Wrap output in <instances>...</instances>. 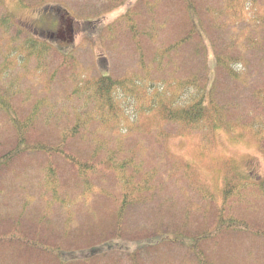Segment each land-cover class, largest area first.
Wrapping results in <instances>:
<instances>
[{
	"label": "rangeland",
	"instance_id": "1",
	"mask_svg": "<svg viewBox=\"0 0 264 264\" xmlns=\"http://www.w3.org/2000/svg\"><path fill=\"white\" fill-rule=\"evenodd\" d=\"M22 1L0 0L10 28L21 27L30 38H40L26 25L39 16L52 23L59 12L61 29L57 39L44 41L49 47L41 55H30L22 39L0 31V90L11 106L10 115L0 112V137L14 133L7 118L31 125L24 130L31 140L42 137L51 144L65 134L76 135L68 146L73 153L82 160L95 153L102 166L74 183L67 164L54 159L68 174L67 181L62 173V181L51 187L45 172L48 158L23 155L18 169L0 185V214L11 215L16 226L28 221L44 228L46 223L28 218L42 215L59 231L76 236L71 238L84 237L86 231L90 237L99 230L107 232L118 217L121 189L104 166L110 169L129 159L141 175L152 176L143 194L150 202L125 209L117 225L120 239L97 244L95 251L85 250L83 244L61 246L62 260L129 264L111 263L108 257L144 248L137 264H197L183 246L161 245L148 254L145 247L158 239L152 244L139 241L143 234L136 232L159 225L188 234L186 244L195 245L207 264H264V237H258L264 232V196L258 190L264 185V113L258 112L256 93L258 81H264V59L246 41L249 36L259 39L254 27L264 21V0H231L227 9L228 0H194L198 5L189 12L193 39L169 52H164L166 46H173L188 30L179 0ZM198 44L203 57L195 49ZM220 53L239 59L233 66L236 80L215 71ZM194 74L209 87L217 81L213 95L226 117L213 131L205 124L185 128L162 120L166 104L177 108L173 103L179 105L188 97L182 82ZM102 76L130 81L117 91L112 109L105 100L92 97L91 85ZM257 122H262L259 130ZM79 124L82 128H75ZM110 156L115 161H109ZM228 177L236 191L245 187L226 200L222 190ZM129 194L134 199L133 191ZM223 207L224 215L219 211ZM222 216L242 220L257 234L222 228ZM172 237L168 236L170 242L178 240ZM197 238L201 239L192 240ZM102 255L106 257L99 258ZM2 257L0 263L6 264Z\"/></svg>",
	"mask_w": 264,
	"mask_h": 264
},
{
	"label": "trees",
	"instance_id": "2",
	"mask_svg": "<svg viewBox=\"0 0 264 264\" xmlns=\"http://www.w3.org/2000/svg\"><path fill=\"white\" fill-rule=\"evenodd\" d=\"M23 1L22 3H24ZM229 1L231 0L226 2V9L228 8ZM254 1L255 0H253V2ZM179 2L187 14L188 30L184 38L178 39L177 43L171 47H168L169 45L166 46L164 52H169L176 47L179 48L182 44H185L190 39H193L189 38L194 33V29L192 27L193 21L190 22L189 12L191 8H196L198 4L194 0H179ZM205 9L207 11V6ZM11 24L12 23L9 21L8 16L0 12V31H4L7 34L8 32L9 34L11 33L12 38L22 39L23 42H25V44L28 46L30 55L37 54V52L41 55V53L47 51L49 45L44 41H49L51 38L43 39L40 37L32 39L26 32H24V30L22 31L21 27L14 26L10 28ZM59 24L61 25V22H59ZM257 28L259 39L257 40L254 36H249L246 41L249 45L248 47H250V49L253 51L260 52L262 58L264 59V21L258 20L254 29L256 30ZM195 49L198 50L197 53L200 57L204 56V50L201 44H198ZM216 58L217 63L215 66V71H217L219 75L226 74L228 77L231 76V79L236 80L238 76L236 75L233 66L240 64L239 59L237 60L231 56L225 57V55H222L221 53L217 54ZM194 75L195 76L187 78L186 81L182 82V89L185 95L188 97L183 98V101H181L179 105L177 101L174 102L173 104H177V108H175L174 105L166 104L162 114V120L170 124L178 123L185 128L188 126L190 128H196L197 126L202 127V125L205 124L203 127H206V129L209 127V130L213 131L214 129L222 126L226 117L224 107H221V105L215 101V95H213V90H215L217 86V81L212 82L211 86L209 87L208 85L206 86L205 82H203L205 80L204 78L202 80L200 75H198V77L196 74ZM262 77L264 78V69L262 70ZM129 83L130 81H123L121 83L114 81L107 76H102V78L96 80L94 84L91 85L90 90L92 91V97L95 100H105L103 102L107 103L108 107L112 109V99L117 98V91L123 86L124 88H127ZM131 85H133L132 82ZM151 86L153 87V85ZM258 88L260 90L256 92L258 95V112L264 113V81H258ZM258 88H256V90ZM98 96L100 98H97ZM10 108L11 106L9 99L6 96V92H2L0 90V112L3 113L4 116H8L11 114ZM7 124L14 130V133L0 137V185L2 184L3 180L7 179L11 173L18 169L20 166L18 162H21L20 158L23 155L28 154H38L48 158V162L45 166V172L48 179L47 183L50 184L51 187L55 186L57 181H62V178L66 180L65 176L68 174L65 171L67 169L65 168L64 170V168L60 166V163L54 159H61L62 162L67 164V168L75 174L71 175L73 176L74 183H80V181L86 179L88 175L96 174L100 170L98 167L102 166L98 159V155L95 153L91 154L89 158H84L83 160L80 159L77 154L73 153V151L68 146L71 144L70 140L76 135L72 136L70 134H65L60 138V140H58V143L50 144L42 137H36L35 140L28 138L30 135L25 134L24 130H26L28 126L31 127L29 124H17L15 120H12V118H7ZM257 124L258 126L256 124H254V126H257L258 130L261 129L262 122H257ZM75 128H82V124H79L78 126L76 125ZM261 147H264V142H261ZM60 148L64 149L60 150ZM109 161L112 162L115 161V159L110 156ZM104 167L110 172L106 173V175L114 176L115 183L118 182L121 189L120 201L118 202V210L116 213L118 217H116L114 220V227L111 228V230H113L116 227L114 233H110L111 230L107 232L105 230L104 233L106 234H104L101 230H99L98 234H95V238H93L94 236H86L90 235L89 232L86 231L88 234H86L84 237H82V235H78L77 238H71L70 235L73 234L66 233L65 231H59V228L44 220L42 215L40 216L41 218H28L30 220L38 219L42 224L46 223L43 225L45 229L40 226L35 227L31 223H27L28 221H26L22 226H16L13 224L12 219L8 218L11 215L0 214L3 215L0 217V257L3 256L2 258L3 260H6V264H8L9 261L12 264H16L17 261L25 264H87L89 260L72 261L70 263L65 262L62 260V257H60V254L62 255V253L59 251L60 247L83 244L86 245L83 246L85 250L89 249L88 251H95L94 246L97 244L108 243L117 238L120 239L122 237L121 228L117 227V225L119 222H122V219L120 218L125 212V209L133 203L146 204L150 202V199L147 201L145 195L143 194L148 192V182L150 179H152V176H149L148 174L141 175L138 168L134 167L129 159H124L120 163L116 162V164L111 166L110 169H108L106 166ZM104 170L105 169L103 168V171ZM224 185L225 188H223L224 190H222V192L226 200L231 199L232 195L238 193L239 190L245 187L242 186L236 191V186L232 183V180L229 177L227 178ZM78 186L81 189V186ZM83 188L85 191H88L86 182L85 187L83 186ZM253 190H255V188ZM258 190L261 191L264 196V185H262V183L259 184ZM130 191H133L135 195L134 199H130ZM204 198L207 197L204 196ZM225 210V207H223L222 211H219L224 215ZM221 226L222 228L228 226V229H237L246 233L251 232L253 235L257 234L255 231H252L248 224H245L242 220H226L222 216ZM141 233L143 234V238L139 241L146 240L149 241V244H152L154 240L158 239V242L151 246L145 247L148 251V254L150 253V250L153 251L155 248L161 245L162 247L167 245L183 246L191 250L197 264H207L206 258L203 257L201 253H199V249H197L195 245L186 244L185 238L188 237V234H177L176 230H166L163 226L159 225L153 230H146V228L141 229L140 231L136 232V235H140ZM171 234L173 235L172 238L177 237L178 240L170 242L168 240V236L170 237ZM204 235L205 236L203 237L208 236L207 234ZM258 237H264V232H258ZM199 239L201 238L192 240L196 242L199 241ZM143 249H137L136 251L129 253H120L117 256L111 255L108 257V261L111 263L125 261L129 264H137L141 259L140 257L142 255ZM104 257H106V255L99 256V258Z\"/></svg>",
	"mask_w": 264,
	"mask_h": 264
},
{
	"label": "flooded vegetation",
	"instance_id": "3",
	"mask_svg": "<svg viewBox=\"0 0 264 264\" xmlns=\"http://www.w3.org/2000/svg\"><path fill=\"white\" fill-rule=\"evenodd\" d=\"M54 20L52 23L47 24L44 19H40V16L38 19L33 20L32 22L28 23L26 26L31 30V32H34L37 34V37H42L44 39L51 38V37H59L61 25L59 24L60 19L59 15L54 16ZM41 21V22H39Z\"/></svg>",
	"mask_w": 264,
	"mask_h": 264
},
{
	"label": "water",
	"instance_id": "4",
	"mask_svg": "<svg viewBox=\"0 0 264 264\" xmlns=\"http://www.w3.org/2000/svg\"><path fill=\"white\" fill-rule=\"evenodd\" d=\"M70 24V26H69V28L71 29V23H69ZM70 33H72V31H70ZM72 35V34H71Z\"/></svg>",
	"mask_w": 264,
	"mask_h": 264
}]
</instances>
